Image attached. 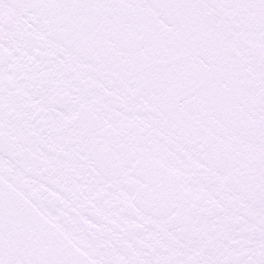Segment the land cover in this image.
Listing matches in <instances>:
<instances>
[{"label": "snow or ice", "instance_id": "snow-or-ice-1", "mask_svg": "<svg viewBox=\"0 0 264 264\" xmlns=\"http://www.w3.org/2000/svg\"><path fill=\"white\" fill-rule=\"evenodd\" d=\"M0 264H264V0H0Z\"/></svg>", "mask_w": 264, "mask_h": 264}]
</instances>
